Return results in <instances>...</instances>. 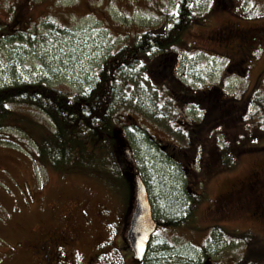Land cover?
Here are the masks:
<instances>
[{"label":"rangeland","instance_id":"rangeland-1","mask_svg":"<svg viewBox=\"0 0 264 264\" xmlns=\"http://www.w3.org/2000/svg\"><path fill=\"white\" fill-rule=\"evenodd\" d=\"M175 1L0 0V87L15 81H45L62 90L87 91L103 60L131 44L135 34L159 31L164 15L175 9ZM193 3L195 18L175 51L158 59L146 58L140 72L127 67L117 77L112 113L117 135H122L118 142L122 179L107 171L54 169L45 164L38 149L50 129L47 119L32 107L12 106L13 117L0 130V264H39L32 244L47 229H80L87 216L96 232L94 244L109 235L115 239L116 264H141L126 240L135 206V176L141 177L131 152L136 161L139 150L131 146L130 151L123 138V130L129 133L139 127L160 146L177 148L176 158L191 175L201 176L205 194L192 221L176 227L157 222L156 235L176 245L185 242L199 248L218 230V247L205 264H264V213L253 208L261 204L264 208V202L250 203L255 191L245 188L234 203L249 209L220 207L222 195L256 175L264 178V130L259 137L248 131L253 141L247 144L233 141L239 118L264 129L257 123H264V44L244 73L236 60L243 47L240 43L238 48L243 29L264 25V0ZM234 24L239 27L235 33L218 34L222 26ZM159 59L168 65L165 70L170 69L169 80L158 73ZM171 87L177 92L170 93ZM214 90H218L216 96L233 99L209 113L205 107L210 109ZM208 92H213L208 100L199 98ZM225 117L230 129H210L212 120L216 123ZM225 145L234 153L232 162L214 164L207 154ZM243 148L249 149L239 152ZM149 191L157 194L151 184ZM66 215L73 219L63 222Z\"/></svg>","mask_w":264,"mask_h":264},{"label":"trees","instance_id":"trees-1","mask_svg":"<svg viewBox=\"0 0 264 264\" xmlns=\"http://www.w3.org/2000/svg\"><path fill=\"white\" fill-rule=\"evenodd\" d=\"M193 1L176 0L175 9L164 15L165 23L159 31L135 34L131 44L124 45L106 57L97 69L87 91L62 90L50 86L45 81H15L0 87V130L13 117L11 110L13 105L23 104L32 107L38 110L50 125V129L42 136L43 142L38 149L42 162L54 169L72 166L99 172L107 171L122 179L123 162L118 146L122 135H117L116 119L112 113L114 99L117 96L115 87L117 77L127 67H135L140 72L145 68L142 60L146 58L158 59L160 58L158 56L163 57V54L175 51L182 33L195 18ZM49 22L46 21L50 24ZM167 58L168 56H164V59ZM159 64H162L161 59L157 61V68ZM148 66L152 68L151 64ZM165 66L168 65L162 64L158 73H162L165 79L169 80L170 69L165 70ZM149 84L156 90L160 87L151 82ZM174 92L177 91L171 87L170 93ZM179 94H184V91H179ZM211 94L213 92H210L209 96ZM186 95L189 96L188 91ZM211 97L213 102L207 95L199 97L205 101L209 99V113L218 108L220 103L224 104L233 99H216L219 98L216 94ZM171 101L174 102L172 98ZM227 118L216 123L212 120L210 129H230L225 121ZM242 119L244 118L237 119L240 123L235 124L237 128L233 138V141L240 145L247 144L249 140L253 141L248 131L253 132L254 137H259L260 132L264 130L261 129L262 125L261 128L258 124L254 127V121ZM257 123L264 125L261 121ZM123 133L125 144L130 151L131 146L136 152L139 150V159L134 161L133 152L131 158L133 157L132 161L137 163L138 167H135L146 185L153 219L172 227L192 221L194 211L205 195L201 176L194 173L191 175L183 162L176 158V147L166 149L160 146L144 128L131 129L129 133L123 130ZM229 148L230 146L226 148V145L215 147L207 155L214 164L219 161L229 164L234 156ZM248 149L243 148L239 152ZM196 166L198 167V163ZM150 184L157 194L149 191ZM219 234L218 230L212 231L208 241L198 248L185 242L173 244L167 238L158 237L155 231L148 242L141 264H205L212 251L218 247L216 239Z\"/></svg>","mask_w":264,"mask_h":264},{"label":"flooded vegetation","instance_id":"flooded-vegetation-1","mask_svg":"<svg viewBox=\"0 0 264 264\" xmlns=\"http://www.w3.org/2000/svg\"><path fill=\"white\" fill-rule=\"evenodd\" d=\"M238 28L237 24L225 25L217 32L218 34L221 33L220 35L235 33ZM243 30V36L242 38L240 37L238 48L240 47V43L243 44V47L239 50L240 55L236 60L242 64V66L238 65V67L244 73L251 66L250 58L255 56L256 52L264 44V25ZM245 62H247L246 66ZM233 67L234 65H231V68ZM217 91L214 90V93L216 94ZM216 99L224 100L226 97L223 95ZM205 109L207 112L209 111L208 105ZM245 188H253V192L255 191V198L248 199L250 203L254 204L255 201L256 203L264 202V178H259L256 175V177L250 178L237 189L222 195L220 197V201L222 202H220V207L231 210L249 209L234 203V197L239 195ZM258 207L261 209L255 205L253 207L254 211L256 213H264L263 205L261 204ZM69 217L70 220L73 219V216L70 215L62 216L63 222ZM84 218L85 221L82 223L84 226H80V229H76L77 227L70 228L68 226H59L52 231H50L51 229H47L42 234L43 236L32 244V255L34 259L39 264H116L114 251L118 249V245L115 243V239L113 240V236L109 235L104 241L94 244L93 239L95 238L96 232H94V228L91 226V218L89 216ZM109 247L111 250L108 252L102 250L103 248L108 249Z\"/></svg>","mask_w":264,"mask_h":264},{"label":"water","instance_id":"water-1","mask_svg":"<svg viewBox=\"0 0 264 264\" xmlns=\"http://www.w3.org/2000/svg\"><path fill=\"white\" fill-rule=\"evenodd\" d=\"M135 206L130 216L126 231V240L137 261H142L148 242L156 228V221L152 217L148 191L142 178L135 176Z\"/></svg>","mask_w":264,"mask_h":264}]
</instances>
